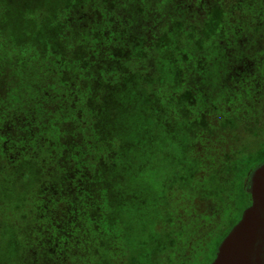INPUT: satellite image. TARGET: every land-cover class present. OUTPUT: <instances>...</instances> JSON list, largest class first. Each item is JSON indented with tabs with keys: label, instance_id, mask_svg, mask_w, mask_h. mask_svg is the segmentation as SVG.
Returning <instances> with one entry per match:
<instances>
[{
	"label": "trees",
	"instance_id": "trees-1",
	"mask_svg": "<svg viewBox=\"0 0 264 264\" xmlns=\"http://www.w3.org/2000/svg\"><path fill=\"white\" fill-rule=\"evenodd\" d=\"M30 1L19 7L32 9ZM44 1L40 8L50 18L41 21L43 34L24 39V54L15 41L0 42V81L7 84H0V218L16 232L22 255L0 264H92L97 253L86 248L101 236L109 264H124L113 243L123 230L114 233L109 219L98 224L99 213L135 209L146 194L144 208H160L187 247L191 228L178 218L205 199L181 198L182 179L168 156L175 139L159 140L161 150L151 146L156 137L149 130L139 145L126 140L135 126L119 116L131 119L134 111L141 110L143 127L166 137L184 118L186 151L196 164L186 171L200 185L210 173L220 204L246 193L247 207L240 158L264 153L257 144L264 117V0ZM163 169H170L165 178ZM16 209L21 223L10 213ZM134 228L127 223L124 232L146 243L144 223Z\"/></svg>",
	"mask_w": 264,
	"mask_h": 264
},
{
	"label": "rangeland",
	"instance_id": "rangeland-1",
	"mask_svg": "<svg viewBox=\"0 0 264 264\" xmlns=\"http://www.w3.org/2000/svg\"><path fill=\"white\" fill-rule=\"evenodd\" d=\"M19 2L22 3L23 0H0V42L1 47H9L13 44V41H15L23 53L22 48L25 46L26 38L39 37L43 34L44 31L42 32L43 26H41V21L43 18L49 19L50 17L46 9L42 12L43 9L40 8V4L41 2L44 3V0L30 1L33 8L26 11L19 7ZM49 2L50 0H47V4ZM27 20L28 24L26 25L25 22ZM37 42L39 44V40ZM179 43L181 44L182 42L179 41ZM166 48L168 49V47ZM212 50L213 47L211 46L207 48L206 53L208 54V59H211ZM208 69L210 71L209 74L207 73L208 76H213L215 69L211 67ZM4 82L5 80L3 79V82L0 81V84L7 85ZM9 83L11 84L10 81L8 84ZM18 83H21V81ZM140 114L141 110L132 112L130 114V116H132L131 119L118 115L119 118L126 120L127 124L131 123L132 126H135V129H133V127L132 129L129 128V130H133L134 132L132 131L130 136L125 135L124 137L126 140H133L139 145L144 141V133L149 130L148 132H152L156 137V141H153L151 146L161 150L156 146L159 145V140L169 139L170 141L171 138L175 139L172 151L168 156H172L173 160L176 161L173 162L175 163V167L179 170V177L182 179L180 183L178 182V186L181 189V198L187 200L189 196L199 195V198L205 199L208 202L205 200H195V202L192 203L191 210H189V215L185 216L183 213H180L181 215L178 218L179 221L185 222V225L191 228L190 234L188 233V237L184 239L187 245L185 248L183 243L180 244L179 242L175 226L167 224V216L166 214L160 213V208L155 206H151L150 209L144 208L150 201V196H148V194L137 197L142 204L135 209L101 208L98 224H104V222L109 219L114 222V226L112 227L114 228V233H121L120 230H123V238L120 235V238L113 243L116 244L119 252H121L119 254L124 259L122 260L124 264H160L161 260L170 264H209L213 259L217 245L229 229L237 222L243 208L246 207L248 195L246 193L240 194L239 198L233 200V204H220L216 194V188L211 181L212 175L210 173L205 175L202 181L203 184L200 185L197 183L195 176L192 175L191 169L189 173L186 171L187 165L190 166L192 170H195L196 167L195 162L188 156L186 151V145L190 141L189 136L181 127L187 125V121L184 118H178L175 121L172 131L167 133L169 137H166L163 134L165 131L146 129V127H143L144 121L141 119ZM231 120L233 123L237 122L235 118ZM263 159L264 153L257 154L250 152L248 156H241L238 175L244 180L247 179L250 169ZM166 160L168 161V159ZM168 162L170 163V161ZM166 169L158 171L161 172V178L167 177L166 173L170 172V169L169 171ZM139 182L144 191L149 192V190H151L152 186L145 177L139 179ZM130 183V180H128L127 184ZM243 183L245 185L246 180ZM240 187L241 184L239 182L236 185H232V192L237 193ZM225 196L227 197L228 195L225 194ZM209 203L218 211L217 216H215L213 208ZM144 210L146 213L143 212ZM10 213L21 223L22 215L19 210H12ZM126 222L132 225L134 230V226L140 224V222L144 223L146 232L142 233V237H146L143 238L147 240L146 243H136L131 238V234L124 232L125 224H127ZM152 222H156L159 226L163 227V229L160 227L157 229L154 228ZM129 231L131 233L132 229H129ZM166 231H169V233ZM208 232L210 233L208 234ZM169 234H172V236ZM101 237L99 238V243H101V245L99 246V243L96 244L92 241L86 248V254H92L93 252L97 253V259L93 262L94 264H109L107 260L108 255H106L102 247L105 242L102 245ZM19 246L20 239L17 237L16 232L10 229L6 218H0V263L6 262L7 260H17L21 254ZM186 250L187 252H185ZM183 252H185L186 255L191 253L189 257H186Z\"/></svg>",
	"mask_w": 264,
	"mask_h": 264
},
{
	"label": "water",
	"instance_id": "water-1",
	"mask_svg": "<svg viewBox=\"0 0 264 264\" xmlns=\"http://www.w3.org/2000/svg\"><path fill=\"white\" fill-rule=\"evenodd\" d=\"M264 160L248 173L245 191L250 204L216 248L209 264H264Z\"/></svg>",
	"mask_w": 264,
	"mask_h": 264
},
{
	"label": "flooded vegetation",
	"instance_id": "flooded-vegetation-1",
	"mask_svg": "<svg viewBox=\"0 0 264 264\" xmlns=\"http://www.w3.org/2000/svg\"><path fill=\"white\" fill-rule=\"evenodd\" d=\"M258 134H259V137L257 140V144L260 146L262 145L264 147V117L260 121L259 128H258Z\"/></svg>",
	"mask_w": 264,
	"mask_h": 264
},
{
	"label": "snow or ice",
	"instance_id": "snow-or-ice-1",
	"mask_svg": "<svg viewBox=\"0 0 264 264\" xmlns=\"http://www.w3.org/2000/svg\"><path fill=\"white\" fill-rule=\"evenodd\" d=\"M261 180L264 181V171L261 172Z\"/></svg>",
	"mask_w": 264,
	"mask_h": 264
}]
</instances>
